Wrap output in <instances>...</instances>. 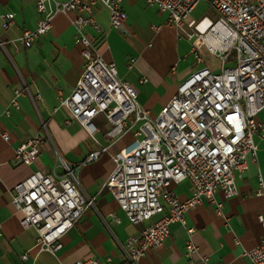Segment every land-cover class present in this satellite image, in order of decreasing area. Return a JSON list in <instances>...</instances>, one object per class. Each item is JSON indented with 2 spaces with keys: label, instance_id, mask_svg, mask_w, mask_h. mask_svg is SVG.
<instances>
[{
  "label": "built area",
  "instance_id": "obj_1",
  "mask_svg": "<svg viewBox=\"0 0 264 264\" xmlns=\"http://www.w3.org/2000/svg\"><path fill=\"white\" fill-rule=\"evenodd\" d=\"M145 1L167 13V22L180 33L194 37L193 54L200 64L156 115L138 105L135 87L118 77L114 63L102 58L87 31L88 27L100 30L94 18L97 4L108 10L113 28L122 26L126 20L123 0H35L36 26L10 41L15 50L32 46L51 29L57 14L65 15L72 25L73 41L80 45L82 70L60 105L69 113L66 124L77 122L98 145L81 164L109 153V146L101 145L96 138L100 131L96 117L106 122L105 134L111 143L133 130L130 143L109 153L114 167L103 186L131 223L161 216L120 243L129 264H136L147 249L159 247L169 235L171 224L184 226V213L201 202L214 205L215 213L222 215L223 203L216 199V191L220 190L224 198L237 193L236 178L257 159L254 137L264 142V121L256 118L264 110V0ZM200 1L210 6L215 18L185 22ZM0 18L3 29L14 24L13 13H2ZM5 46L6 42L0 41V50L5 51ZM201 48L220 61L218 72L205 63ZM232 54L234 61L226 66ZM132 62L133 59L129 67ZM145 80L141 77L139 82ZM22 94L30 95L27 84L14 90L5 114H9L10 107H19L17 97ZM1 136L9 139L7 132ZM46 143L53 145L46 123L41 121L39 132L15 147L13 162L31 164ZM59 165L61 174L54 170L31 172L13 187L10 199L12 207L22 215L21 227L34 231L37 251L53 255L62 247L61 237L93 208L95 201V196L81 191L76 166L67 165L61 157ZM184 180L192 185V193L181 199L172 185ZM256 194L264 195L260 177ZM257 221L264 228V216L258 215ZM192 231L186 228L185 255H198L207 261L191 240ZM2 236L0 225V239ZM240 255L248 264H264V235L257 245ZM26 257L27 253L21 255L22 259ZM73 264L111 262L109 258H86Z\"/></svg>",
  "mask_w": 264,
  "mask_h": 264
},
{
  "label": "crops",
  "instance_id": "obj_2",
  "mask_svg": "<svg viewBox=\"0 0 264 264\" xmlns=\"http://www.w3.org/2000/svg\"><path fill=\"white\" fill-rule=\"evenodd\" d=\"M121 7L126 20L122 26L113 28L108 10L97 4L94 18L100 30L88 27L87 31L102 58L114 63L118 77L135 87L138 105L156 115L176 93L177 86L200 67L193 54L194 39L180 33L167 22V13L147 5L145 0H123ZM2 13H13L14 24L3 29L0 18V41L6 42L5 51L0 50V225L3 232L0 264H73L86 258L100 261L109 258L111 264H129L120 243L139 234L161 216L131 223L103 186L114 167L109 153L114 154L130 143L131 131L111 143L105 134L106 122L96 117L101 137L98 142L109 146V153L81 164L98 145L77 122L66 124L69 113L60 105L82 70L80 45L73 41L72 25L65 15L57 14L51 29L32 46L15 50L10 41L23 30L36 26L35 0H0ZM152 25L157 26V30ZM201 52L209 66L206 59L209 53L203 48ZM141 77L146 78L145 82H139ZM23 84H27L31 96L19 95V107H10L9 114H5L14 90L21 89ZM256 117L264 121V111ZM41 121L46 123L53 145L44 144L29 165L14 163L15 147L39 132ZM4 132L9 134L8 140L2 138ZM254 141L257 159L236 178L237 193L229 198H224L220 190L215 193L216 199L223 203L222 215L215 213L214 205L201 202L184 213V226L171 224L162 244L147 249L136 264H248L241 252L257 245L264 235V228L257 221L258 215L264 216V195L256 194L258 178L264 181V142L258 137H254ZM56 151L67 165L76 166L74 172L81 191L95 196V201L93 208L85 211L61 237L62 247L53 255L37 251L34 231L21 227L22 215L12 207L10 199L13 187L31 172H63ZM172 190L182 199L192 193V185L184 180L173 184ZM189 227L193 228L191 240L198 252L207 256V261H202L198 255L190 258L185 255L186 228ZM23 253H27L25 259L21 258Z\"/></svg>",
  "mask_w": 264,
  "mask_h": 264
},
{
  "label": "rangeland",
  "instance_id": "obj_3",
  "mask_svg": "<svg viewBox=\"0 0 264 264\" xmlns=\"http://www.w3.org/2000/svg\"><path fill=\"white\" fill-rule=\"evenodd\" d=\"M202 17H207L208 19L210 20H213L215 18L214 16V13L212 11V9L210 8V6H208V4L204 1H200L195 7L194 9L190 12L187 20H194V21H198L199 19H201ZM192 39H194V37H192ZM204 49V48H203ZM206 59L208 60V63H209V66H210V69L214 72H218L219 69H220V61L213 55L211 54H207L206 53ZM234 61V55L232 54L231 58H230V62H226L225 65L228 66V65H231ZM264 111V110H262ZM261 112V111H260ZM259 112V113H260ZM258 113V114H259ZM257 114V116H258ZM257 118V117H256ZM131 132L129 133V136H130V139H134V135L132 136V132L133 130H130ZM99 133L96 134V138L97 140H101L99 137ZM256 137V136H255ZM129 139V140H130ZM58 152V151H57ZM56 157H57V161H60V154H56Z\"/></svg>",
  "mask_w": 264,
  "mask_h": 264
},
{
  "label": "bare ground",
  "instance_id": "obj_4",
  "mask_svg": "<svg viewBox=\"0 0 264 264\" xmlns=\"http://www.w3.org/2000/svg\"><path fill=\"white\" fill-rule=\"evenodd\" d=\"M203 25V24H202Z\"/></svg>",
  "mask_w": 264,
  "mask_h": 264
}]
</instances>
